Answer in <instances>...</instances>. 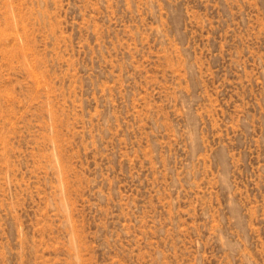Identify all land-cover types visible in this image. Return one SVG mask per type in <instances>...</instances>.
Segmentation results:
<instances>
[{"label":"rangeland","instance_id":"1","mask_svg":"<svg viewBox=\"0 0 264 264\" xmlns=\"http://www.w3.org/2000/svg\"><path fill=\"white\" fill-rule=\"evenodd\" d=\"M0 264H264V0H0Z\"/></svg>","mask_w":264,"mask_h":264}]
</instances>
